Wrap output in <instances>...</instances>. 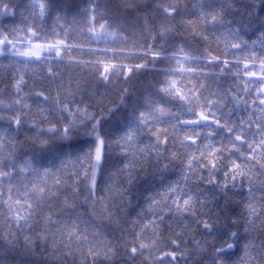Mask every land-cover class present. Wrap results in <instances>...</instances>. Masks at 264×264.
<instances>
[{
	"label": "snow or ice",
	"instance_id": "1",
	"mask_svg": "<svg viewBox=\"0 0 264 264\" xmlns=\"http://www.w3.org/2000/svg\"><path fill=\"white\" fill-rule=\"evenodd\" d=\"M70 8L0 0V56L17 58L0 64V264H264V0H157L145 58L96 61L91 85L65 83ZM80 11L98 45L118 34L99 0ZM58 149L55 165L37 162Z\"/></svg>",
	"mask_w": 264,
	"mask_h": 264
},
{
	"label": "trees",
	"instance_id": "2",
	"mask_svg": "<svg viewBox=\"0 0 264 264\" xmlns=\"http://www.w3.org/2000/svg\"><path fill=\"white\" fill-rule=\"evenodd\" d=\"M16 2V0H13ZM89 0H57L58 5L63 8L65 3L71 6L68 23L73 26L72 36L69 38V44L73 45L71 48L66 49V56L71 57V62L64 69L65 83L72 81L73 84L81 78L87 79L88 83L94 84L95 81L92 79V73L96 71V61H99L104 58L111 59L116 57L122 63H138L145 58L146 53L148 52L149 44L153 43L152 41V32L158 28L162 20L159 16H154L153 9L151 5L157 2V0H136V2L141 5H148L144 7L143 11L139 14L133 12L131 16L127 15L123 7L124 0H99L102 8H106L108 11V18L115 22L117 25L116 36H107L103 37L99 45L95 42L94 38L91 37L87 31L81 32L79 29L85 23L84 14L80 9L88 4ZM169 3H175L176 0H168ZM240 4L246 3V0H239ZM245 15L243 9L240 12L236 13V22H240V18ZM147 16L148 25L143 24V18ZM75 17V19H73ZM139 17V18H138ZM100 19L97 20V25H99ZM53 24V21L49 19L48 27L50 28ZM179 29L178 35L180 38H183L186 35L183 31V27L177 23ZM259 29V25H256L253 31L245 32V35L248 38H253L255 36V31ZM17 58L11 55L0 56V64L9 61H15ZM162 67L167 65H161ZM151 72L142 73L138 80L133 81L137 92L143 90L144 86L152 79ZM113 82L117 86L120 83L119 75H113ZM249 83H259V81H249ZM3 88V75L0 73V89ZM116 89L112 90V94H115ZM136 98L133 97L129 101V106L127 109H123V117L120 115L114 116L111 121H108L105 125V134L109 137H115L118 135L124 128L125 124L130 119L129 112L132 106L135 104ZM5 102V94L0 92V130L6 128L7 117L3 115L6 111L3 107ZM36 101L33 100L35 105ZM99 110V109H97ZM11 112L12 110H7ZM248 109L241 105L238 113L234 112L235 118L238 120L240 116L246 115ZM251 136V132L248 133ZM20 139L24 142V148L30 147L25 140L23 134H21ZM24 148L21 149L19 158H24ZM72 149L69 148L68 151ZM64 149H58L48 152L43 157H36L37 162L45 163L48 165H55L57 163L58 157L63 154ZM118 161L115 158L109 157L107 161V167H112ZM7 162H5L6 164ZM147 183V182H145ZM143 191V187H141ZM2 226V225H0ZM118 235V233H117ZM233 250L226 249V252H232ZM43 254H41L40 259L42 260ZM13 260L20 261V264H25L23 258L19 256L12 257Z\"/></svg>",
	"mask_w": 264,
	"mask_h": 264
}]
</instances>
